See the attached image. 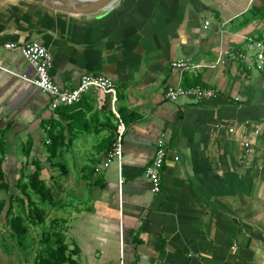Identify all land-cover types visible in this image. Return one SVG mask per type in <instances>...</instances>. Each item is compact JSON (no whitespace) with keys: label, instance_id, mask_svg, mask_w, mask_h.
<instances>
[{"label":"crops","instance_id":"0c3cea01","mask_svg":"<svg viewBox=\"0 0 264 264\" xmlns=\"http://www.w3.org/2000/svg\"><path fill=\"white\" fill-rule=\"evenodd\" d=\"M263 8L264 0H118L88 15L0 0V35L48 47L58 85L72 88L87 73L116 83L112 108L125 121L112 148L85 165L95 170L88 193L53 212L65 220L79 264H264V70L250 58L211 67L222 49L245 51L243 35L264 40V17L254 15ZM245 16L253 18L245 23ZM187 58L200 66L172 67ZM35 76L23 55L0 49V157L12 184L35 170L37 158L42 174L48 170L58 159L43 144L49 130L72 122H61ZM178 82L215 86L219 94L168 100L167 85ZM86 96L87 117L110 100L95 90ZM99 128H75L73 143L56 155L64 163L82 152L101 156L107 130ZM163 132L167 159L161 190L153 192L145 169Z\"/></svg>","mask_w":264,"mask_h":264},{"label":"trees","instance_id":"16d2710c","mask_svg":"<svg viewBox=\"0 0 264 264\" xmlns=\"http://www.w3.org/2000/svg\"><path fill=\"white\" fill-rule=\"evenodd\" d=\"M252 12L250 10L246 15ZM254 15L264 17V8L255 11ZM253 16H245L243 22L248 23ZM87 97L89 96L85 95L77 104L60 106L56 109V112L61 117V122L66 120L72 121L74 124L72 122L66 123V126L59 124L60 128L56 132L54 129L49 130L50 140L43 143L46 152L50 154V159L58 157L56 161L47 163L51 177L55 176L54 168L57 166H60L62 170L60 175L58 174L55 178L59 179L62 174H67L68 172L67 164L62 162L63 156L56 154L60 148L69 147L73 143L75 140L73 136L75 128L86 130L97 122L100 127L99 131L107 130V135L98 143V150L106 149L98 158L100 159L106 157L107 154L105 153L112 148V144L116 139L118 125L121 120L125 121L124 115L119 110L120 116H117L114 112L111 99L105 101L100 109H97L87 117V113L93 109L90 107ZM73 112L76 114L72 119L70 114ZM52 125L55 128L54 125L57 124L53 122ZM4 159V155L0 157V194L2 192L5 193V197L3 196L0 199V211L6 208L7 205L5 216L6 218L9 217L8 223L11 226V234L16 237L19 247L27 250L31 225L40 226L42 228L41 242L44 247L39 250L37 262L41 264H79L74 258V255L78 253V248H69L64 229H58L62 223H65V220L55 217L50 222L47 221V206L62 209L65 204L55 199V193L59 191L57 185L49 184L42 177L43 166L41 165V160L39 158L34 160L35 170L22 173L17 182L12 184L8 180V173L2 165ZM88 169V172L84 174L87 179L95 172L93 166L88 167ZM84 171H87V166ZM17 205L20 207L19 212H15Z\"/></svg>","mask_w":264,"mask_h":264},{"label":"built area","instance_id":"2783aa9c","mask_svg":"<svg viewBox=\"0 0 264 264\" xmlns=\"http://www.w3.org/2000/svg\"><path fill=\"white\" fill-rule=\"evenodd\" d=\"M209 21H206V26ZM247 40L246 50H230L222 49L217 60L212 63L211 67L217 65H225L228 61L237 60L243 61L251 59L253 65L257 68L264 69V40L256 37L253 34L243 35ZM0 49L19 52L23 55L36 70V76L32 82L43 92L50 96V104L53 109L60 106H71L79 103L83 97L90 91L95 90L104 95H108L111 103L114 106L117 102V88L114 80L104 74L87 73L80 77L79 83L72 88H64L58 85L50 74L52 64V56L48 47L40 44L38 41L17 42L0 35ZM189 58L178 59L172 62V67L179 70L198 67ZM219 88L215 86H203L200 84L194 86H183L180 82L170 83L166 87V98L171 101L180 98H192L198 101L208 100L217 97ZM124 131L123 124L119 127V138L116 143L115 150L112 155L118 158L122 155L121 150V134ZM260 130H257L259 132ZM168 134L166 132L156 140V150L153 160L147 165L145 175L152 183L153 192H159L162 185V173L167 157ZM249 147L251 144L247 142ZM160 264V263H156Z\"/></svg>","mask_w":264,"mask_h":264},{"label":"rangeland","instance_id":"374dc122","mask_svg":"<svg viewBox=\"0 0 264 264\" xmlns=\"http://www.w3.org/2000/svg\"><path fill=\"white\" fill-rule=\"evenodd\" d=\"M264 70V69H263ZM107 96V95H106ZM108 98V97H106ZM90 139L89 145L92 144ZM88 145V144H87ZM94 153H78L75 156H68L69 161L64 156V159L69 162L67 164V174H62L61 177L55 178L62 168L60 166L55 167V176H50V171L45 170L42 174L49 184H56L58 192L55 193V199L65 204L66 209H72L74 207L73 202H77L76 198L81 199L92 188L89 187L87 181L90 178H85L87 171H84L85 165L92 164L97 158ZM63 162V161H62ZM94 176V175H93ZM94 178V177H93ZM4 193V192H2ZM2 194H0L1 199ZM5 196V195H4ZM36 197V196H35ZM79 203V202H78ZM76 203V205L78 204ZM7 209L4 208L0 211V264H41L37 262L40 248L44 247L41 242L42 228L40 226L31 225L29 232V247L24 250L17 244V239L11 234V226L8 223V218L5 216ZM20 207L17 205L15 212H19ZM47 221L50 222L54 216L53 212L60 213L65 212L62 209H56L55 207L47 206ZM56 215V214H55ZM58 229H64L65 224L62 223Z\"/></svg>","mask_w":264,"mask_h":264},{"label":"water","instance_id":"95a60500","mask_svg":"<svg viewBox=\"0 0 264 264\" xmlns=\"http://www.w3.org/2000/svg\"><path fill=\"white\" fill-rule=\"evenodd\" d=\"M43 5L75 14H97L106 11L118 0H38ZM121 1V0H120Z\"/></svg>","mask_w":264,"mask_h":264}]
</instances>
